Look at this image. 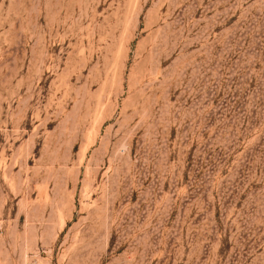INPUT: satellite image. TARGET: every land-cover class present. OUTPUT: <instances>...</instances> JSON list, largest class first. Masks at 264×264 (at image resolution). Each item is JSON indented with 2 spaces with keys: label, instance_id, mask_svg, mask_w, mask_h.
<instances>
[{
  "label": "rangeland",
  "instance_id": "rangeland-1",
  "mask_svg": "<svg viewBox=\"0 0 264 264\" xmlns=\"http://www.w3.org/2000/svg\"><path fill=\"white\" fill-rule=\"evenodd\" d=\"M0 264H264V0H0Z\"/></svg>",
  "mask_w": 264,
  "mask_h": 264
}]
</instances>
